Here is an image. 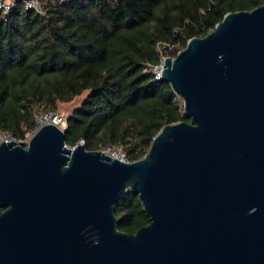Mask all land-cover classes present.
Segmentation results:
<instances>
[{
	"label": "water",
	"instance_id": "1",
	"mask_svg": "<svg viewBox=\"0 0 264 264\" xmlns=\"http://www.w3.org/2000/svg\"><path fill=\"white\" fill-rule=\"evenodd\" d=\"M214 25L164 57L190 121L143 157L0 141V264H264V2Z\"/></svg>",
	"mask_w": 264,
	"mask_h": 264
},
{
	"label": "trees",
	"instance_id": "2",
	"mask_svg": "<svg viewBox=\"0 0 264 264\" xmlns=\"http://www.w3.org/2000/svg\"><path fill=\"white\" fill-rule=\"evenodd\" d=\"M38 1L39 11L24 1L0 9V131L24 138L36 126L37 107L53 112L88 90L65 117V143L120 145L130 161L146 154L162 125L190 121L179 95L149 70L158 62L156 42L173 44L175 55L226 12L264 2Z\"/></svg>",
	"mask_w": 264,
	"mask_h": 264
},
{
	"label": "built area",
	"instance_id": "3",
	"mask_svg": "<svg viewBox=\"0 0 264 264\" xmlns=\"http://www.w3.org/2000/svg\"><path fill=\"white\" fill-rule=\"evenodd\" d=\"M15 1L14 0H0V9L2 10L3 13L7 12L10 7L13 5ZM24 6L25 8H30V7H34L37 11H39V1L38 0H30V1H24ZM157 49L159 51V58H158V62L154 63V64H150L149 70L152 72V74L156 77V78H160V73H161V69L163 67L164 64V57L167 56H173L170 55V52L173 50V48L175 47L173 44H169L163 41H157ZM168 46V48L170 49V51H165V47ZM179 51V50H178ZM51 112L49 114H44V115H37L36 113L34 114V117H36V126L33 129V131L31 132V134L41 125L51 122V121H55L56 123L58 121H62L63 126L61 128H63L65 126V118H61L59 117L56 113H54L53 117L50 116ZM54 112V111H53ZM11 137L14 140L15 137L13 135H10L7 132L4 131H0V141L1 140H5L6 138ZM29 139L26 140V143H24L25 145L28 144ZM83 139H81L79 141V143H83ZM105 152H107L108 154H110L113 157H116L118 159H124L127 160V155H126V151L125 149L122 148V146L120 145H115V147H105L104 150Z\"/></svg>",
	"mask_w": 264,
	"mask_h": 264
},
{
	"label": "rangeland",
	"instance_id": "4",
	"mask_svg": "<svg viewBox=\"0 0 264 264\" xmlns=\"http://www.w3.org/2000/svg\"><path fill=\"white\" fill-rule=\"evenodd\" d=\"M88 92V90H85L84 92H82L80 95H76L75 97H73L72 100H68L67 102H58L57 107L55 109L54 112H51V115L53 117L54 113H56L59 117L61 118H65L66 115L70 112V110L74 107V106H78L80 105V103L82 102V100L85 97V94ZM35 113L37 115H44V114H49V111H44L43 109H39L38 107L35 110ZM57 124L62 127V121H58ZM31 133L30 132H25V137L24 138H20L17 139L18 142L20 143H26V140L29 139L31 137ZM107 147V146H106ZM109 147H115V145H109ZM105 148V147H104ZM101 149V150H104Z\"/></svg>",
	"mask_w": 264,
	"mask_h": 264
}]
</instances>
